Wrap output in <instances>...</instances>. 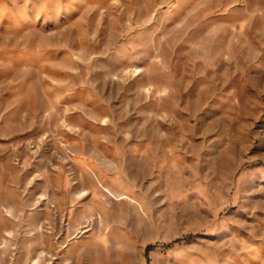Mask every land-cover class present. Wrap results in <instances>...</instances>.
Listing matches in <instances>:
<instances>
[{"label": "rangeland", "instance_id": "rangeland-1", "mask_svg": "<svg viewBox=\"0 0 264 264\" xmlns=\"http://www.w3.org/2000/svg\"><path fill=\"white\" fill-rule=\"evenodd\" d=\"M0 264H264V0H0Z\"/></svg>", "mask_w": 264, "mask_h": 264}, {"label": "trees", "instance_id": "trees-1", "mask_svg": "<svg viewBox=\"0 0 264 264\" xmlns=\"http://www.w3.org/2000/svg\"><path fill=\"white\" fill-rule=\"evenodd\" d=\"M152 246H149L148 248H151Z\"/></svg>", "mask_w": 264, "mask_h": 264}]
</instances>
